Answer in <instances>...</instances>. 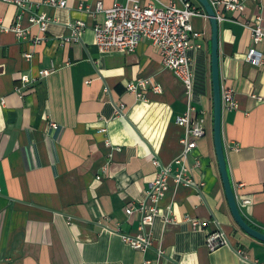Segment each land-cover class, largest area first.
<instances>
[{
	"label": "crops",
	"instance_id": "1",
	"mask_svg": "<svg viewBox=\"0 0 264 264\" xmlns=\"http://www.w3.org/2000/svg\"><path fill=\"white\" fill-rule=\"evenodd\" d=\"M31 1L49 27L43 32L25 14L29 37L20 39L10 29L18 7L0 0V264H264V242L240 228L225 195L213 130L212 26L198 0L189 1L207 17L193 20L200 37L191 103L150 40L133 53H101L94 28L105 14L97 4L108 9L116 0H67L64 8ZM244 6L243 12L218 6L222 91L232 90L237 100L221 128L239 208L264 234V40L256 44L245 26L260 18L264 29V0ZM78 21L87 25L81 40L67 42L69 25ZM252 49L262 55L260 65L249 61ZM47 69L55 72L39 78ZM24 76L36 83L25 85ZM138 79L150 82L144 99L127 90ZM190 104L194 118L206 113L207 134L187 161L196 186L170 180L148 229L153 245L135 250L123 236L142 234L139 208L160 172L154 160L169 166L182 155L186 129L177 119ZM190 220L208 227L195 230ZM220 228L230 244L210 251L206 235Z\"/></svg>",
	"mask_w": 264,
	"mask_h": 264
},
{
	"label": "built area",
	"instance_id": "2",
	"mask_svg": "<svg viewBox=\"0 0 264 264\" xmlns=\"http://www.w3.org/2000/svg\"><path fill=\"white\" fill-rule=\"evenodd\" d=\"M18 7L20 14L18 23L11 31L15 32L20 39L29 37L28 29L22 27L23 15H29V22L32 26H39L43 32L47 30L50 18L47 15L35 13L34 4L31 0H2ZM182 6L171 0L169 4L156 6L154 4L144 5L142 0H127L125 3L116 0L112 7L105 8L102 2L97 4V12L105 14L103 24H98L94 28L96 42L101 53L110 52L116 49L123 53H133L138 48L143 39H148L153 45L157 46L162 56L163 65L166 69L172 71L186 86V94L189 102L193 100L196 82V59L193 56L194 50L199 45L197 43L200 33L195 32L193 20L195 17L204 16L206 13L200 11L198 7L189 0H180ZM247 0H229L227 2H215L213 7L218 15V6L228 11H245ZM44 4L54 8H64L67 0H45ZM219 21L222 20L218 15ZM258 18L256 25L246 24L245 26L252 32L253 40L256 44L264 40V29ZM72 34L67 38V42H79L82 34L87 28L83 21H78L69 25ZM26 61H31L33 54L26 52L24 55ZM249 61L255 65H260L262 55L255 49H252L248 55ZM55 72L54 69L41 70L39 78H46ZM22 81L25 85L36 83L28 76H24ZM150 82L148 80L138 79L127 84V90L144 99V91L148 89ZM156 93H162L160 86H153ZM223 113L224 111H234L237 108V100L234 92L230 89L222 91ZM123 107V106H122ZM196 108L191 104L185 115L177 119V124L186 129V134L182 139L184 151L173 164L164 166L159 160H154V164L160 168L154 182L151 183L147 192V200L141 205L139 211L142 213L141 231L138 236H123L124 241L135 250L144 252L152 245V239L148 229L152 227L157 217L160 216L159 206L166 192L169 190V182L173 180L177 185L185 184L187 186H196L189 179L190 168L187 161L191 152L197 147L198 139H203L206 134V113L199 112L198 117L194 118L193 113ZM57 128L56 124H53ZM194 138V139H192ZM250 200L244 201V205H250ZM136 209L129 208L126 212L132 215ZM165 222L170 221L164 217ZM195 230L205 231L208 223L199 220H190ZM206 246L210 251L229 245L230 241L226 233L220 228L210 232L207 235ZM243 255L242 252H239ZM144 264H152L147 261Z\"/></svg>",
	"mask_w": 264,
	"mask_h": 264
},
{
	"label": "water",
	"instance_id": "3",
	"mask_svg": "<svg viewBox=\"0 0 264 264\" xmlns=\"http://www.w3.org/2000/svg\"><path fill=\"white\" fill-rule=\"evenodd\" d=\"M207 13L212 26V80H213V106H214V140L216 153L221 171L222 180L224 183L226 196L232 215L240 226V228L249 236L264 242V234L253 228L244 218L241 209L239 208L238 200L230 179L228 170L227 158L224 149L222 120H223V101L222 100V84L220 75V21L217 12L210 0H198Z\"/></svg>",
	"mask_w": 264,
	"mask_h": 264
}]
</instances>
